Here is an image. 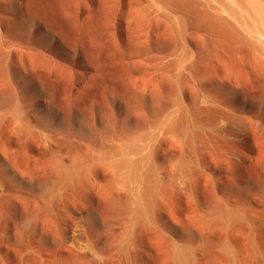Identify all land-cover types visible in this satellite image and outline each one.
<instances>
[{"label": "rangeland", "instance_id": "374dc122", "mask_svg": "<svg viewBox=\"0 0 264 264\" xmlns=\"http://www.w3.org/2000/svg\"><path fill=\"white\" fill-rule=\"evenodd\" d=\"M103 1L92 16L0 0V264H173L175 241H201L194 264H230L225 238L264 257V144L229 159L192 125L211 87L155 72L146 32L117 29ZM146 155L162 177L148 219L116 168Z\"/></svg>", "mask_w": 264, "mask_h": 264}, {"label": "bare ground", "instance_id": "6f19581e", "mask_svg": "<svg viewBox=\"0 0 264 264\" xmlns=\"http://www.w3.org/2000/svg\"><path fill=\"white\" fill-rule=\"evenodd\" d=\"M49 1L55 13L73 11L94 16L99 9L96 11V0H76L81 1L83 8H70L75 0ZM114 2L117 29L130 33L139 29L148 35L144 44L156 57L155 72L176 81L193 79L211 87L214 96L207 100L205 110L212 114L207 119L193 118L195 128H208L214 138L221 136L231 143L229 159L240 161L243 149L254 140L264 144V0ZM174 111L186 113L187 105L180 100ZM127 158L118 161L117 171L130 187L134 215L148 219L160 196L161 173L154 170L147 155L135 161ZM232 215L234 212L227 210L222 217L229 219ZM200 244L201 241H175L171 251L173 264H194L200 255ZM219 253L230 264H264V257L257 252L240 259L228 238Z\"/></svg>", "mask_w": 264, "mask_h": 264}]
</instances>
